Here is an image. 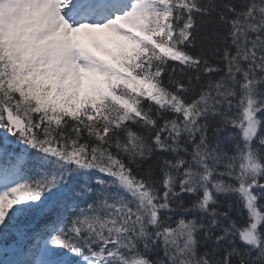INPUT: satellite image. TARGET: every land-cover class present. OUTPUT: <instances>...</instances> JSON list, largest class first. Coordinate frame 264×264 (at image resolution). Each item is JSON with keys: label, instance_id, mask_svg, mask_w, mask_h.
Returning <instances> with one entry per match:
<instances>
[{"label": "snow or ice", "instance_id": "1", "mask_svg": "<svg viewBox=\"0 0 264 264\" xmlns=\"http://www.w3.org/2000/svg\"><path fill=\"white\" fill-rule=\"evenodd\" d=\"M0 264H264V0H0Z\"/></svg>", "mask_w": 264, "mask_h": 264}]
</instances>
